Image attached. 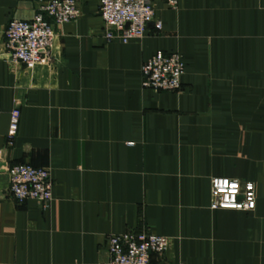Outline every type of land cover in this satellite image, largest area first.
Here are the masks:
<instances>
[{"label": "crops", "instance_id": "1", "mask_svg": "<svg viewBox=\"0 0 264 264\" xmlns=\"http://www.w3.org/2000/svg\"><path fill=\"white\" fill-rule=\"evenodd\" d=\"M77 3L50 58L26 67L4 32L37 4L0 0V264H107L106 238L126 232L170 240L151 264H264V0H153L127 44L104 40L98 0ZM157 52L182 56L179 92L141 88ZM25 163L50 173L46 208L8 192ZM212 177L252 182L254 210L212 211Z\"/></svg>", "mask_w": 264, "mask_h": 264}, {"label": "built area", "instance_id": "2", "mask_svg": "<svg viewBox=\"0 0 264 264\" xmlns=\"http://www.w3.org/2000/svg\"><path fill=\"white\" fill-rule=\"evenodd\" d=\"M36 12L31 20H11L4 32V47L9 59L26 67H33L50 58L55 29L80 17L77 0H34ZM170 9H176L178 0H162ZM98 14L105 32L104 40H118L123 44L141 39L154 17L153 0H98ZM156 30L161 23L154 22ZM141 88L155 92H179L185 72L179 53L157 52L141 67ZM20 111L9 113L6 133L8 146L12 145L19 127ZM131 145V144H130ZM8 192L19 204L36 201L46 208L52 200V179L48 170L30 164L14 165L7 170ZM210 209L251 212L256 194L252 182H240L226 177L210 180ZM170 240L151 232H126L106 238L107 264H151L152 254H163Z\"/></svg>", "mask_w": 264, "mask_h": 264}]
</instances>
